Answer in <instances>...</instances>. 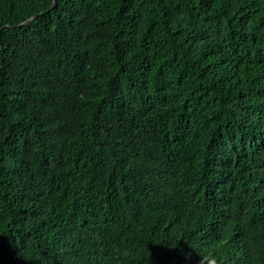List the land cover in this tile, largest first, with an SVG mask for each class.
<instances>
[{"label":"trees","instance_id":"obj_1","mask_svg":"<svg viewBox=\"0 0 264 264\" xmlns=\"http://www.w3.org/2000/svg\"><path fill=\"white\" fill-rule=\"evenodd\" d=\"M212 257L264 264V0H0V264Z\"/></svg>","mask_w":264,"mask_h":264},{"label":"clouds","instance_id":"obj_2","mask_svg":"<svg viewBox=\"0 0 264 264\" xmlns=\"http://www.w3.org/2000/svg\"><path fill=\"white\" fill-rule=\"evenodd\" d=\"M201 264H218V261L215 257L205 258L204 261H201Z\"/></svg>","mask_w":264,"mask_h":264},{"label":"water","instance_id":"obj_3","mask_svg":"<svg viewBox=\"0 0 264 264\" xmlns=\"http://www.w3.org/2000/svg\"><path fill=\"white\" fill-rule=\"evenodd\" d=\"M53 6H54V3L52 4V6H51V8H50V9H52V8H53ZM30 20H31V19H29V20H27L26 22H24V23L20 24V25H19V27H20V26H23V25H25V24H27V23H28Z\"/></svg>","mask_w":264,"mask_h":264}]
</instances>
